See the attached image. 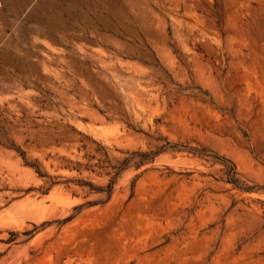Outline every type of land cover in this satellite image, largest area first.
Here are the masks:
<instances>
[{"label":"rangeland","instance_id":"374dc122","mask_svg":"<svg viewBox=\"0 0 264 264\" xmlns=\"http://www.w3.org/2000/svg\"><path fill=\"white\" fill-rule=\"evenodd\" d=\"M0 264H264V0H0Z\"/></svg>","mask_w":264,"mask_h":264}]
</instances>
